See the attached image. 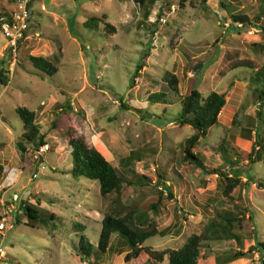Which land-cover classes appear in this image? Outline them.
<instances>
[{"label": "rangeland", "instance_id": "1", "mask_svg": "<svg viewBox=\"0 0 264 264\" xmlns=\"http://www.w3.org/2000/svg\"><path fill=\"white\" fill-rule=\"evenodd\" d=\"M223 1L233 12L247 14L252 26L235 25L220 0L204 6L198 0L153 5L34 0L16 59L4 51L0 56L8 77L0 85V160L3 151L8 153L0 162V198L11 185L6 199L14 208L0 237V264H125L119 254L81 258L80 237L96 246L101 220L112 205L111 196L100 195L98 182L68 173V133L83 136L137 182L125 186L126 209L165 232L144 246L178 249L217 214L228 213L238 217L233 232L241 245L235 240L206 243L199 264H218L238 250L246 255L224 264H259V254L248 250L264 241V153L260 159L247 154L257 135L264 140V100L259 103L250 84L252 71L264 64V0ZM17 9L18 0H0L2 13ZM95 16L102 19L98 29L86 28L83 23ZM6 43L0 31V51ZM29 56H41L51 66L35 68ZM168 73L178 79L177 95L169 93ZM195 88L203 96L227 92L218 124L192 150L209 170L183 161L184 141L194 130L172 122L181 111L180 97ZM158 93L167 94L172 104L153 103L150 98ZM18 108L34 111V125L46 135L48 150L38 159L33 146L23 158L16 148L23 133ZM245 129L252 132L250 140L243 137ZM222 143L235 166L224 161ZM128 156V163L121 162ZM232 167L240 171L241 182L226 198L222 176L212 170L231 176ZM14 193L38 209V222L19 212L20 201L10 200ZM2 212L0 203V222Z\"/></svg>", "mask_w": 264, "mask_h": 264}, {"label": "trees", "instance_id": "2", "mask_svg": "<svg viewBox=\"0 0 264 264\" xmlns=\"http://www.w3.org/2000/svg\"><path fill=\"white\" fill-rule=\"evenodd\" d=\"M14 1V0H9ZM157 0H136L139 4L153 5ZM207 0H198L199 4L204 6ZM220 4L226 12L230 14L235 25L245 27L252 26V21L247 14L243 12H233L232 6L220 0ZM10 16L0 12V18ZM258 19V17H257ZM102 19L92 17L87 19L83 25L89 29H98ZM1 23V22H0ZM113 30V28H111ZM264 31V27H261ZM255 47L262 49V46L255 44ZM29 60L34 64L35 68L51 66V63L41 56H29ZM40 72L44 70L40 69ZM4 67L0 69V85H6L8 77L5 76ZM168 84L172 95L178 94V79L173 74H167L164 78ZM250 84L253 86V92L257 96V100L262 104L264 100V64L258 69L253 70L250 77ZM232 85V84H231ZM167 94L158 93L151 96L153 103H160L164 106H170L172 103L166 96ZM227 103V92L211 91L207 96H203L198 89H191L184 96L180 97L181 111L173 117L172 122L183 127L188 125L193 128V133L184 141L182 150L183 161H187L194 166L203 170H209L203 164L202 159L192 150L205 139L211 128L218 124V118ZM69 108V105H67ZM17 114L23 121V133L16 142V148L19 155L23 158L28 152V147L33 146L38 149L46 144V135L34 125L35 112L26 108H18ZM251 130L245 129L243 137L247 140L251 139ZM69 137V147L71 155V165L69 174L75 178L84 177L86 179L96 181L99 184V192L103 197L111 196V211L104 213L101 220V230L98 243L96 246L91 244L84 236L79 239L78 250L81 258L90 259L92 255L98 257V254H119L125 264H145L152 261L156 264H163L167 257L166 264H199L201 249L204 244L219 241L235 240L241 245V240L233 232V223L238 221V217L231 214H217L202 229L199 234L190 235L185 243L178 249L154 250L149 246H144V242L157 234L164 236V230H159L155 221L144 223L140 216H136L135 209H126L125 186L135 185L137 182L128 180L122 172L117 170L112 162L108 161L95 147L91 146L83 136H74L72 133L67 134ZM257 135V134H256ZM219 151L224 161L231 166L236 165V160H232L226 152L224 144L219 145ZM255 155L260 159L264 153V140L257 135V139L253 144L252 150L248 152V157ZM132 156L121 159V162L128 163ZM220 174L223 179V195L226 198L231 197L232 191L239 186L240 179L238 177L240 171L232 167L231 176L226 172L212 170ZM166 187L165 184H163ZM169 191V189L166 187ZM169 195L172 194L169 192ZM19 207L23 214L29 219L38 222V209L31 204L23 203L19 200ZM37 205L40 206L39 201ZM152 205V210L155 209ZM149 208H147V211ZM54 217L53 215L51 216ZM78 227V225H77ZM249 252H257L258 263L264 264V241L257 242ZM246 252L238 250V252L227 253L224 260L218 264L231 262L234 259L242 258Z\"/></svg>", "mask_w": 264, "mask_h": 264}, {"label": "built area", "instance_id": "3", "mask_svg": "<svg viewBox=\"0 0 264 264\" xmlns=\"http://www.w3.org/2000/svg\"><path fill=\"white\" fill-rule=\"evenodd\" d=\"M34 0H18V9L10 16H3L0 18V31L7 39L4 52L12 59H16L17 51L21 41L27 38V33L30 28L32 13L31 4ZM241 26V25H240ZM48 150V145H42L34 151V157H42L43 153ZM36 177V175H34ZM11 190L8 188L1 193L0 203L2 206L1 222H0V237L8 229L9 213L13 212V206L7 204V194ZM10 200L14 202L20 200V196L14 193L10 196ZM21 212V210L19 211ZM3 253L0 247V254Z\"/></svg>", "mask_w": 264, "mask_h": 264}, {"label": "crops", "instance_id": "4", "mask_svg": "<svg viewBox=\"0 0 264 264\" xmlns=\"http://www.w3.org/2000/svg\"><path fill=\"white\" fill-rule=\"evenodd\" d=\"M0 12H1V11H0ZM5 46H6V44L3 46L2 50L0 51V56L2 55ZM2 68H3V66L0 67V69H2ZM2 155H3L4 157H2V159L0 160V162H3V161L5 162V161H6V158L8 157V153H7V151H3V152H2ZM3 158H4V159H3ZM0 171H1V173H2V170H0ZM13 186H14V185H13ZM8 187L11 188V185H8ZM7 189H8V188H7Z\"/></svg>", "mask_w": 264, "mask_h": 264}, {"label": "water", "instance_id": "5", "mask_svg": "<svg viewBox=\"0 0 264 264\" xmlns=\"http://www.w3.org/2000/svg\"><path fill=\"white\" fill-rule=\"evenodd\" d=\"M198 71H199V68H198V67H196V68H195V72H198Z\"/></svg>", "mask_w": 264, "mask_h": 264}]
</instances>
